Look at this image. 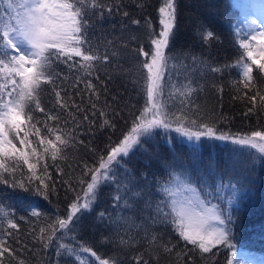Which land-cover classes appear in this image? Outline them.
Returning a JSON list of instances; mask_svg holds the SVG:
<instances>
[{"label":"snow or ice","instance_id":"snow-or-ice-1","mask_svg":"<svg viewBox=\"0 0 264 264\" xmlns=\"http://www.w3.org/2000/svg\"><path fill=\"white\" fill-rule=\"evenodd\" d=\"M97 10L101 18L105 11L109 14L112 12V8L102 3V0H0V80L3 81L0 83V183L13 192L20 191L44 200H49L56 192L55 181L49 183L52 177L48 175L46 157L41 156L39 147L29 140L30 135H36L43 146V152H50L51 159L57 161L67 159V148L83 143L77 136L85 123L88 124L87 131L96 127L101 130L110 128L113 132L116 129L114 121L121 113L107 101L101 106V89L91 80L85 79L94 74L99 64L110 62L108 55L98 54L88 37V17L96 15ZM159 14L162 28L158 38H151L153 51L147 53L140 49L141 55L150 57L142 65L147 69L143 109L139 115H133L130 129L121 133L118 142L106 145L107 151L99 155L98 161L91 166L83 164L80 178L76 182L80 190L76 192L75 200L69 204L66 218L56 216L46 226L40 227L38 232L33 228L29 233L32 235L33 244L38 243L45 254L55 248L57 264H60V257L66 258L65 264H69L71 258H75L79 264H92L81 253L94 258L97 264H118L114 258H102L92 247L85 245L74 235L78 221L85 212L94 210L102 186L106 184L114 186L111 211H100L98 220L107 230L105 239L114 248L120 251H136L131 257L133 264H160L162 257L173 253L177 257L183 256V264H193L191 255L176 252L180 242H183L185 248L192 246L189 252L198 250L202 259L213 253L214 249L233 247L230 239L232 216L228 209L221 206L220 201L225 199L226 192L228 205L240 203L243 192L236 176L229 173L228 180L225 181L224 172L217 175L209 171L204 176L193 179L183 166L179 170L169 166L167 180L155 182V190L159 196H154L147 177H144L143 182H138L135 173L125 167L124 158H130L144 148L156 129L174 131L190 142L207 138L247 146L264 156V131L238 136L220 132L215 122L204 119L203 109L193 99L198 92L193 77L204 68L213 73H222L224 68L210 66L204 58L190 53L179 58L167 53L165 49L175 35L176 0H164ZM123 15L128 16V13L124 12ZM132 23L138 24L139 21L133 20ZM247 28V39L240 40L239 47L245 49L242 57L246 55L251 63L241 58L233 66L242 77L239 83H243L251 91L255 79L253 65L257 63L252 54L251 41L264 44V26L253 19L248 22ZM198 31L202 43L208 44L214 37V33L209 30L201 28ZM239 35L240 30L237 29V36ZM112 55L118 54L113 52ZM189 56L191 63L188 62ZM74 57H79L80 61L74 60ZM61 64L69 69L76 68L79 73L72 84V88L76 89L74 93L70 94L61 87L63 81L58 70ZM173 71L177 75H183L186 82L182 86L172 84L169 89ZM258 71L264 74V62L258 64ZM81 82L85 83L84 90L78 88ZM6 85H11V88ZM42 85H51L56 105L71 116V120L64 121V124H71V127H60V116L44 107L41 96L45 89ZM104 91L106 92V88ZM166 92L169 99L177 96L181 98L183 108L178 113L171 111L165 99ZM73 95L81 96V103H77L72 98ZM84 95L88 96L89 107L82 106ZM243 95L251 102V107L245 112L246 116L264 114V87L253 95ZM239 98L240 96L233 97ZM112 99L115 101L117 98L114 96ZM184 108L189 109V112H185ZM36 112L43 114L42 126L48 133L59 132L55 135V141L48 138L42 128L37 126L41 121L35 117ZM48 121H56L57 124L53 127ZM21 131L24 132L23 137L20 136ZM15 140L19 141V147ZM32 157H36V160L33 161ZM257 159L253 157L254 161ZM42 160L43 175L38 172V165ZM21 161L30 173L27 183L14 176L9 180L4 175L14 173L18 168L22 170ZM259 162L264 165V159ZM57 167L59 174L63 175V170L58 165ZM234 168L233 165L232 171ZM233 180L236 182L233 183ZM65 183L71 188L70 181ZM213 200L217 203H213ZM30 208L32 216L43 215L34 206ZM159 225H170L178 238L177 242L166 241L157 231ZM19 232L20 224L15 219V214L9 218L8 211L0 207V233L5 237L0 238V264H12V261L17 260L16 249L9 242L12 238H15L17 244L27 247L17 235ZM66 239L71 242L66 243ZM141 244L142 251L138 247ZM19 264L25 262L21 260ZM227 264H234V260L228 258Z\"/></svg>","mask_w":264,"mask_h":264},{"label":"trees","instance_id":"trees-1","mask_svg":"<svg viewBox=\"0 0 264 264\" xmlns=\"http://www.w3.org/2000/svg\"><path fill=\"white\" fill-rule=\"evenodd\" d=\"M245 1L176 0L175 35L170 41L169 47L165 49L167 53L177 58L185 53H190L204 58L210 66L224 68L222 73H213L208 68H204L202 72H196L193 78L194 86L198 92L193 99L203 109L204 119L215 122L218 131L238 136L250 135L253 131H264V114L246 116L245 112L251 107V102L243 95L244 93L253 95L264 87V74H260L253 65L255 79L252 82L251 91H249L243 83H239L242 77L238 75L236 67L233 66L238 59L242 58V51L239 47L240 35L237 36V29L242 32L240 16L244 14ZM163 2L164 0H102V3L112 8L111 14L105 11L101 18L99 10H97L96 15L88 17L90 22L89 40L98 50L99 55L110 57V62L99 64L94 74L85 79L91 80L97 88L101 89L99 104L103 106L107 101L121 113V116L115 118L116 129L114 132L110 128L101 130L99 127L87 131L88 124L85 123L77 136V139L82 140L83 143H77L67 148L65 150L66 160L53 161L50 152L48 154L43 152L39 138L36 135L29 136V140L39 147L40 155L46 157L48 175L52 177L49 183L55 181L56 192L50 196L49 200H44L41 197L20 191L13 192L12 189L0 183V207L8 211L9 218H12L13 213L15 214V219L20 224V232L17 235L23 244L27 245L24 247L22 244H17L15 238L9 241L16 249L17 255V260L12 261V264H19L21 260L25 264H57L55 248L45 254L40 250L38 243L33 244L32 235L29 233L33 228L38 232L40 227L46 226L56 216L66 218L69 204L75 200L76 192L80 190V186L76 182L80 178L83 164L87 163L91 166L98 161L99 155L107 151L106 145L118 142L121 133L130 129L133 115H139L140 110L143 109L146 100L144 86L147 69L142 65L149 57L141 55L140 49L142 48L147 53L153 49L151 38H156L161 29L159 8ZM124 12H127L128 16H124ZM133 20H137L139 23L133 24ZM201 28L214 33L210 43H202L198 31ZM113 52L118 55L113 56ZM73 59L80 61L79 57ZM188 62L191 63L190 56ZM225 65L232 67H224ZM58 70L63 81L61 87L67 89L70 94L74 93L76 89L72 88V84L75 83V78L79 74L76 68L69 69L61 64L58 66ZM97 76H99V80H97ZM185 82L183 75H177L173 71L171 84L168 85V88L171 89L172 84L182 86ZM42 87L45 89L41 96L44 107L60 116V127H71V124H64V121L71 120V116L56 105L51 85H42ZM78 88L84 90L85 83L81 82ZM114 96L117 98L115 101L112 99ZM234 96H240V98L233 99ZM72 98L77 103H81V96L73 95ZM165 99L173 113H178L183 108L179 96L169 99L166 92ZM82 106L89 107L87 95L83 96ZM183 110L189 112L187 108ZM34 115L41 121V124L37 126L42 128L48 138L55 141V135L59 132L48 133L47 129L42 126L43 114L36 112ZM97 122L99 123V121ZM48 124L55 127L57 122L48 121ZM12 135L14 137L15 132ZM20 136H24L23 131ZM14 142L19 147V141L15 140ZM56 143L58 144V142ZM253 157L258 159L254 161ZM261 159H264V156H261L256 149L233 145L230 142L201 138L198 142L187 143L174 137L166 139L163 135L154 134L147 140L144 148L138 150L130 158H125V167L135 173L138 182H143L146 176L152 185L154 196H159L155 190V182L167 180L169 166L176 167L178 170L180 166H183L190 172L193 179L197 176H204L209 171L217 175L224 172L225 181L228 180L229 173L236 176L243 192L240 203L232 205V212L237 219L235 228L240 233L235 244L236 253L240 258L245 254H250L264 259V165L259 162ZM32 160L35 161L36 157H32ZM20 163L22 165V161ZM57 165L63 170V175L59 174ZM233 165L235 166L234 171H232ZM42 169L43 160L38 165V172L41 175H43ZM4 175L9 180L14 176L27 183L30 173H28L27 167L22 165V170L18 168L14 173H4ZM65 181L71 182V188ZM232 182L235 183L236 180ZM113 192L114 186L108 184L102 186L94 210L82 215L74 229V235L79 241L92 247L102 258H114L118 264H133L131 257L136 254V251H120L114 248L113 244L105 239L108 235L107 230L98 220L100 211H111ZM30 206H34L43 215L32 216ZM20 217L25 219L21 220ZM157 231L166 241L177 242L178 238L172 232L170 225L168 227L159 225ZM0 238H5L2 233H0ZM65 242L70 243L71 241L66 239ZM138 247L141 251L143 250L142 244ZM191 248V245L185 248L183 242H180L176 252L191 255L193 264H227V259L232 256L228 248L220 247L202 259L198 250L189 252ZM81 255L84 259L92 261V264H97L95 259L88 254L81 253ZM59 260L60 264H65L66 258L60 257ZM183 261V256L177 257L176 253H173L162 257L160 264H183ZM69 264H79V261L71 258Z\"/></svg>","mask_w":264,"mask_h":264},{"label":"rangeland","instance_id":"rangeland-1","mask_svg":"<svg viewBox=\"0 0 264 264\" xmlns=\"http://www.w3.org/2000/svg\"><path fill=\"white\" fill-rule=\"evenodd\" d=\"M263 2H264V0H262V1L261 0H246V2H245L246 13L242 19V27L240 26V28H242V32H240L239 42H240V40L246 41V39H247L245 33L248 31L247 24L249 21H248V19H246V17L248 15H253V13L261 11L262 5L264 4ZM162 6H163V4H162ZM260 21H261L260 25L264 26V18L263 17L260 18ZM161 28H162V26H161ZM160 31H161V29L159 30V32ZM158 37H159V34L157 35L156 38H158ZM251 44H252V54L256 58V62H257L256 64H254V66L258 69V64L264 62V44H260L255 40L251 41ZM152 51H153V49H152ZM241 51H242L241 54H243L245 52V49L241 48ZM149 59H150V57H149ZM242 59L248 60V57L246 55H244L242 57ZM248 62L251 63L250 60H248ZM237 71H238V69H237ZM2 82L3 81L0 80V83H2ZM6 87L11 88V85H6ZM159 132H161L162 134H160ZM155 134L157 136L163 135L166 139L174 137V138L183 140L187 143L190 142L187 140V138L179 136L174 131L166 132L163 129H156ZM148 140H149V138H148ZM193 142H196V141H191L190 143H193ZM226 197H227V193L225 192V199L223 201H220V203H221L222 207L228 209V212L232 216V233H231L230 239H231V243H232L233 247L231 249H228V251L230 252L231 255H232V253H234L235 255L234 256L232 255L231 258L234 260V264H259L257 261H254L252 259L240 258L239 255L236 253L235 244H236L237 239L240 236V233H239V230L237 228H235V223L237 222V219L235 218V215L232 212V205L230 206L227 204ZM212 202L217 203L216 200H213ZM237 225H238V223H237Z\"/></svg>","mask_w":264,"mask_h":264}]
</instances>
